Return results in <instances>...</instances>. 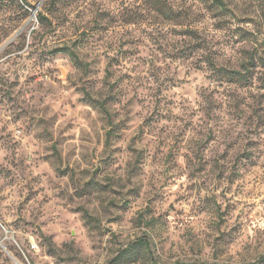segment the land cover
I'll use <instances>...</instances> for the list:
<instances>
[{
    "label": "rangeland",
    "instance_id": "rangeland-1",
    "mask_svg": "<svg viewBox=\"0 0 264 264\" xmlns=\"http://www.w3.org/2000/svg\"><path fill=\"white\" fill-rule=\"evenodd\" d=\"M26 1L0 0V149L13 157H0V264H264V27L248 14L264 17V0L223 13L170 0L212 21L189 56L146 0ZM64 46L87 66L57 68ZM126 223L156 239L113 245ZM138 238L148 246L118 256Z\"/></svg>",
    "mask_w": 264,
    "mask_h": 264
},
{
    "label": "trees",
    "instance_id": "trees-1",
    "mask_svg": "<svg viewBox=\"0 0 264 264\" xmlns=\"http://www.w3.org/2000/svg\"><path fill=\"white\" fill-rule=\"evenodd\" d=\"M23 3L26 6H29L26 0H22ZM201 3L207 4V10H214V9H220L222 13L227 10L226 3L224 0H198ZM141 6V5H140ZM141 9L147 10L149 13L154 14V17H158L161 20L168 21L169 24L173 25H186L185 27H182V29H176L178 33L185 35L187 38H189L191 41L189 42V46L187 49H183V53L187 56L198 54L200 52H204L203 50H206L205 43H203L201 36L199 35L198 29L194 27V17L195 14L193 12H190L186 9L180 8L178 5L174 4V2L170 0H146L142 2ZM40 19H46L43 15H39ZM57 52H67L70 53L72 56V61L75 66L78 68L83 67V65H86L84 61L81 60V58L78 57V54L75 50L70 49L68 46L57 48ZM206 56V61L211 64V68L213 70L218 71L216 67L214 66L213 59L210 55L204 54ZM205 58V57H204ZM237 73V71H236ZM95 102V101H94ZM101 108L104 112L107 111L104 104H101ZM148 246L147 242L143 238H138L136 242H132V245L128 246L127 248L122 249L119 252L118 256L126 255L133 256L137 255L139 253L140 248H146ZM261 262H264V256H261L259 258ZM184 264H220V263H207V262H195V263H184Z\"/></svg>",
    "mask_w": 264,
    "mask_h": 264
},
{
    "label": "clouds",
    "instance_id": "clouds-1",
    "mask_svg": "<svg viewBox=\"0 0 264 264\" xmlns=\"http://www.w3.org/2000/svg\"><path fill=\"white\" fill-rule=\"evenodd\" d=\"M101 7H107V8H111L113 11V15H117L122 9L120 5H111V4H106L103 3L100 5ZM202 10V9H201ZM260 9L259 8H253L249 11V15H251L255 20L259 21V25L261 27H264V17H262L260 15ZM239 15V13H238ZM212 21H205L203 24H197L194 25V27H196L198 30H203L204 28H207L208 32H212V29L210 27ZM186 25H165L162 29V31H166L167 28L169 27H185ZM232 28L237 27V25L235 24V22H233V24L231 25ZM247 27L251 28L252 25H248ZM134 30V26L133 25H122V26H118L115 31L118 33H124L127 31H132ZM13 35H15V33H13ZM213 35H215L217 38H219L220 36L223 35V33H213ZM9 39H11V37H9ZM7 41H5L6 43ZM55 43H50L48 45V47H55ZM53 60V64L57 67L60 68L63 65H69L72 62V56L70 55V53L67 52H60L57 53L55 57L51 58ZM66 83L68 81H65ZM209 127H211V125H209ZM9 131H13L15 137L17 139L20 138V134L18 132L15 131L14 128H9ZM8 157L7 160H4V163L8 164L9 166H11L9 164V161L13 159V157L10 155V153L7 150L4 149H0V157ZM121 170L119 173H117V175H121L122 174ZM213 183H215V181H213ZM23 188V183L20 181H17L16 184H14L12 186V188L10 189V191L15 194L16 192L20 191ZM211 191V185L209 186V190L206 192H200L199 194L197 193H192L191 194V200L188 201V203H181L179 205V207L183 208L184 211L187 213L188 209H189V205L191 204L192 200H196L197 199V195L199 196H203V195H207L209 194V192ZM99 202H97V207H98ZM166 207V205H165ZM13 211H15V209H13ZM216 222V216L214 214L212 215H208L206 217H204V224L201 225V228H203V233L201 234V243L203 244L206 240H210L212 235H215V232L213 231V227L215 225ZM37 226H39V221H36ZM105 227H108V225H105ZM34 230V229H33ZM113 231L117 232L118 236H119V241L120 243L117 244L116 241H113V245L115 246H119V247H126L127 246V241L130 239H135V237L137 235H139L140 233H146L149 237H151L153 240L156 239V236L153 234V232L148 229L147 227H132L131 225H128L127 223L122 226L121 228L117 229V228H113ZM111 235V234H109ZM108 237H105V240L107 241ZM39 240V234H37V241ZM95 242V241H94ZM33 248L36 247V242H33ZM111 246L109 245H105V248L108 249ZM37 252H39V249H37ZM111 254H115L114 250L111 252ZM109 255V251H105L104 252V256L107 257Z\"/></svg>",
    "mask_w": 264,
    "mask_h": 264
}]
</instances>
